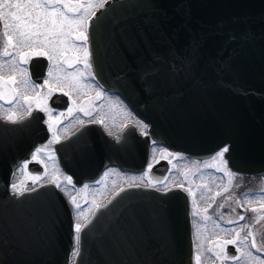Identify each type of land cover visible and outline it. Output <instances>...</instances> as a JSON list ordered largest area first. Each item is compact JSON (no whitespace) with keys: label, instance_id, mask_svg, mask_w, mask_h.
<instances>
[{"label":"water","instance_id":"1","mask_svg":"<svg viewBox=\"0 0 264 264\" xmlns=\"http://www.w3.org/2000/svg\"><path fill=\"white\" fill-rule=\"evenodd\" d=\"M90 48L97 78L145 118L155 141L197 158L230 145L234 170L264 173V0H111ZM36 63L42 76L47 60L32 57L30 68ZM28 121L0 131V264H68L72 217L60 191L48 182L23 195L9 192L14 167L46 137L42 124ZM124 135L118 155L103 139L77 163L62 162L64 169L77 184L108 164L141 169L149 136L134 128ZM166 169L161 161L151 176L160 180ZM123 189L87 219L93 222L77 264H192L186 193Z\"/></svg>","mask_w":264,"mask_h":264},{"label":"flooded vegetation","instance_id":"2","mask_svg":"<svg viewBox=\"0 0 264 264\" xmlns=\"http://www.w3.org/2000/svg\"><path fill=\"white\" fill-rule=\"evenodd\" d=\"M60 7L63 8V5ZM11 21V18L0 20V65H3V67H0V74L5 72V74L10 76L9 79L5 77L4 82L0 81V95L3 96V99H0V106H2L0 107V123L3 122L0 124V131L3 130L5 133H11L12 131L16 132V128L12 124L13 122L16 123L22 120L21 117L26 119V121H28L27 118L30 117L28 122L35 125L42 124L46 131L44 141L38 142L29 151L27 156L21 159L12 170L9 180V191L11 193H15L11 187L12 184H16L23 191L26 187H34L48 182L52 183L53 177H46L35 185L33 183L27 184L25 187L21 185L23 182L22 178H25V176H40L44 173L45 169L50 166L52 167V171L56 172L59 177L64 179L65 176H71L73 178V176L64 169L62 162L77 163L81 157L85 156L88 146H93L95 142L104 145L103 139L108 140L109 147H112V151L118 155L117 137H122L121 139H123L125 132L127 133L129 129L133 128L136 134L144 137L141 134L140 128L136 126L135 121L140 120L148 124L145 119L131 108L125 97L108 89L100 83L97 78L96 82H98L106 92V95L99 100L96 97L97 92L101 89L96 87V82L90 80H83V83H86L85 87L80 89L75 95L70 93L71 89H67V86H62L63 92L69 93L67 96L59 90L54 91L50 96L44 95V93H46L44 81L49 78V70L52 66V62L46 56H42L47 60V65L42 76L39 74L42 69L39 64L36 63L31 69L29 62L27 64L17 62L18 52L12 46L6 48L4 43H2V30L4 32L6 31L4 24H11ZM86 23L87 19H85V28ZM85 28H80L77 31H85ZM7 32L11 34V29H7ZM76 34V32L72 33L69 40L73 39ZM69 44L72 46L70 42ZM5 50L10 53V56L6 57L3 55ZM29 50L30 49L27 47L22 49L23 52ZM71 51V54L69 52H66V54L72 56L77 52V56L81 59L84 56L83 46H81L79 50L72 46ZM32 57L36 56H31V58ZM2 59L10 63L1 62ZM11 59L13 62L10 61ZM6 64H10V66L5 70ZM61 64L67 67V64ZM17 68L21 70V77H24V80L20 78L18 80L19 82L22 81L24 84V88L20 90H17V78H14V73ZM33 69L36 70L35 78L32 72ZM7 70H9V72H7ZM25 73H27V75H25ZM29 77L31 83L26 85L24 81ZM13 78L16 80L15 82H13ZM33 84L37 85V87L33 88ZM6 93H9V95H6ZM54 94H58L60 97H57V100L54 99V105H52L50 100ZM117 97L123 102L126 111L116 103ZM35 100L40 102L44 100V103L38 104ZM34 101L36 102L35 105L33 103ZM70 107L74 109L83 108L85 111L91 112L92 115L86 116L84 112L77 110L69 116L67 110ZM29 110L31 111V115L27 114ZM128 112L132 113L131 117L127 115ZM60 113L64 115L61 116ZM105 115H107V117ZM7 117H13V119L9 120ZM101 121L103 123H101ZM113 123L114 125L111 127L110 125ZM49 125L52 127L51 131L49 130ZM31 128L32 125H28L25 127V130H31ZM109 133H111V135ZM54 135L59 137L60 142L51 144L37 156L36 160H33L32 154L35 149L48 144L49 141L53 139ZM153 141L154 140L150 138L147 164L137 171L128 170L114 164H108L97 173L94 179H86L82 181V183L77 184L73 178V184L66 186V184L64 185L62 183V187L57 188L65 197L70 207L73 233L77 211H83L84 215L79 219V222L84 223L95 209V205L102 203L118 189L130 184L146 185L150 187L156 184L157 181L151 177L150 171L148 176L151 179V184L148 182L141 183L139 180L132 183L125 181L117 183L109 189L110 183H103L106 177H108L109 181V178L112 180L113 177H118L119 175L123 177L129 174L135 176L143 175L147 170V165L152 161L153 148L155 145L160 146L156 142L153 143ZM168 150L181 154V158H183L186 166H190L192 170L194 166L198 164L202 165L203 163L215 162V164L211 166L208 165L201 170L203 175L212 176L210 177L211 180L207 182H210L207 187L200 184L198 181L193 183L194 181L191 177L197 174L194 170L191 174L187 175L180 173L179 177L183 178L181 183L177 181H167L168 184L166 186L161 187L157 185L153 187L156 189L178 187L187 194L189 200L193 264H196L197 255L200 257V264H259L254 257L260 256L261 259H264V207H262V205H264V174L248 175L237 172L229 166L226 158V164L219 158L213 160L212 157L216 152L206 158H193L183 152L172 149ZM8 157H10V153L5 154V158L7 159ZM1 161L2 159L0 158V163ZM158 161H160V159L156 162ZM99 162L100 159L96 156L95 165L96 163L98 165ZM156 162L152 163V165ZM31 163L37 165L30 167L29 165ZM105 173H107V175H105ZM168 173L169 172L166 173L163 180L168 177ZM22 175L24 177H22ZM203 175H201V178L204 177ZM97 181H99V183H97ZM64 182L66 183V181ZM85 185H88V187L83 191ZM188 189L191 190V194ZM225 189H228V191L225 192ZM202 190L204 191V198H201ZM207 190L208 193L205 194ZM217 192H220L221 195L216 196ZM71 197H75L76 203L82 206L80 210L75 209L74 205L71 203ZM212 197H215L214 202L211 199ZM5 203L10 205V200H5ZM88 204H92V206L87 211L86 208L89 206ZM209 204L212 205L211 208L208 207ZM84 205H87V207H84ZM221 205H223V207H220ZM233 209H235V211H233ZM253 209H256V211H252ZM241 214L244 216L243 220L239 218ZM205 216L211 217V219L206 220ZM229 220L235 223H227ZM199 222H202L204 226L201 232L198 230ZM212 229H215V231ZM249 232H251L252 235L248 236L247 241L244 243H240L238 240L234 245H226V241L237 239V233H240V240H243L244 236ZM253 240H255L257 246L261 249L260 252H257L255 248L251 247ZM71 252L69 254V264H72ZM248 253H251V255H248ZM232 254L236 255L238 259L232 260L230 258H225V256L230 257Z\"/></svg>","mask_w":264,"mask_h":264},{"label":"snow or ice","instance_id":"3","mask_svg":"<svg viewBox=\"0 0 264 264\" xmlns=\"http://www.w3.org/2000/svg\"><path fill=\"white\" fill-rule=\"evenodd\" d=\"M111 0H0V20H4L6 18H11L12 23H5V33L4 35L7 37V44H11V46L20 54L21 61L24 64H27L31 59V56H47L50 61H53V67L59 68L61 66L60 60L57 59L58 56H66L65 47L70 42L74 48L79 50L81 46L84 49L83 58H76L72 61L67 59L64 60V63L67 64L68 69H75L76 71L69 72V79L67 83V87L75 88L76 84L82 80H90L96 82V74L93 70V53L90 48V37L91 30L93 26L98 22V20L102 17L104 10L107 8ZM63 5V8L60 6ZM85 19H87V26L85 28ZM11 28L13 34L16 36V42L12 43V36L8 35L7 29ZM80 28H85V31H77ZM76 32L77 34L71 40L69 37L72 36V33ZM29 48L30 52H23V48ZM7 48V45H6ZM4 56H10V53L5 50L3 53ZM83 65V70L80 69V65ZM3 67V65H0ZM27 75V73H25ZM52 75V70H49V76ZM3 78L0 77V81ZM13 82H15L13 78ZM27 85L31 83L30 77L24 81ZM45 84H48L49 81L45 80ZM37 87V85L33 84V88ZM96 87L101 90L97 92V99H101L106 95V92L102 89V86L96 82ZM57 89L63 92V87L59 84L57 85ZM64 95H69L68 92H63ZM0 99H3V96L0 95ZM116 103L119 104L126 111V107L123 105V102L116 98ZM2 107V106H0ZM84 112L86 116H91L92 113L85 111L83 108L74 109L69 108L67 110L68 115L71 116L74 111ZM28 115H31V111L29 110ZM63 116V113H60ZM127 115L129 117L132 116L131 112H128ZM7 119L12 120L13 117H7ZM23 119V117H21ZM59 123V122H58ZM101 123H103L101 121ZM136 126L140 128L141 134L145 137L150 135L149 125L144 123L143 121L136 120ZM49 130H52L51 125H49ZM111 135V133H109ZM120 137H117L119 141ZM59 137L53 136V139L49 141L48 144H45L41 147L35 149L32 154V159L36 160L37 156L42 153L45 149H47L51 144L59 143ZM155 143V141H153ZM166 151V150H165ZM230 152V145H224L216 151L215 155L212 157L213 160L219 158L225 164L227 161L225 157ZM27 164V162H26ZM25 164V166H26ZM153 168V165L149 163L147 165V169L143 174L144 177L149 175V171ZM107 175V173H105ZM42 179L41 176L37 175L32 178V183L35 185ZM135 179V178H133ZM64 181L67 184H73V178L71 176H65ZM143 179H141V183H143ZM62 181L57 179L56 177L52 178V184L55 185L56 188L62 187ZM99 183V181H97ZM151 184V181H148ZM165 184L164 180L157 181L153 187L157 185ZM45 185H41L44 187ZM139 187V184H130L129 187ZM12 189L16 195H23L24 192H33L37 191L34 187H26L23 191L16 185L12 184ZM85 188L88 185L84 186ZM125 191V189L121 188L118 192L114 193L113 196H118L120 192ZM169 191V189L165 188V193ZM191 194V190L188 189ZM225 192L228 189L224 190ZM221 195L220 192L216 193V196ZM214 202L215 197L211 198ZM111 202V201H110ZM109 202V203H110ZM71 203L74 205L75 209L80 210L82 206L76 203V198L71 197ZM239 203V202H238ZM87 207V205H84ZM106 207V205L96 204L95 210H93V217L96 216L97 210ZM209 208L212 207L211 204L208 205ZM220 207H223L221 205ZM264 207V205H262ZM235 211V209H233ZM252 211H256L253 209ZM83 211H77L76 213V222L74 223V242L73 249L71 252V260L72 264H77L78 258L81 255V243L83 235H86L87 227L92 224V220H86L84 223H80L79 219L83 217ZM240 220L244 219V216L240 215ZM205 219H211V217L205 216ZM229 224L235 223L234 221H227ZM252 233L249 232L246 236H244L243 240H240V233H237V239L226 241V245H234L239 240L240 243H244L247 241L248 236H251ZM252 248H255L257 252H260L261 249L257 246L255 240H253L251 244ZM239 250V249H237ZM210 251V249H209ZM251 255V253H248ZM225 258H230L232 260L238 259V257L234 254L229 256H225ZM259 264H264V259H261L260 256L254 257ZM196 264H200L199 255L196 256Z\"/></svg>","mask_w":264,"mask_h":264},{"label":"rangeland","instance_id":"4","mask_svg":"<svg viewBox=\"0 0 264 264\" xmlns=\"http://www.w3.org/2000/svg\"><path fill=\"white\" fill-rule=\"evenodd\" d=\"M12 23V21H11ZM11 29V28H10ZM4 31L2 30V33H1V36H2V43H4V46L7 45V47L11 46V44H7V37L4 35ZM12 34V35H11ZM11 34L8 33L9 36H12V43L14 44L16 42V36L13 34V31L11 29ZM71 48L72 46L68 43L65 47V52H69L71 54ZM26 52H30L29 51H26ZM77 52L76 54L70 56L69 54H66V56H58L57 59L60 60L61 63H64V60L65 59H70L69 61H72L76 58H79L77 56ZM47 57V56H46ZM71 57V58H70ZM11 62H13V60L11 59L10 60ZM1 62H8L10 63L9 61H5V60H1ZM17 62H22L21 61V57H20V54L18 53V60ZM52 62V66H51V70H52V75L49 76L48 78V81L49 83L48 84H45V90H46V93H44V95L46 94L47 96H50L54 91L58 90L57 89V85L59 84L61 87L62 86H66L67 83H68V79H69V72H75L76 70L75 69H68L66 66H64L63 64H61V66L59 68H56V67H53V61ZM7 65V64H6ZM10 66V64H8L6 67H5V70L6 68H8ZM80 69L83 70V67L82 65L80 66ZM7 72H9V70H7ZM6 72V73H7ZM4 74V75H3ZM3 78V80L1 82H4V79L6 77V79H9L10 76H8V74H5V72H3L2 74H0ZM20 76V77H19ZM17 78V85H18V89L17 90H20V89H23L24 88V84L22 81H18L19 78L24 80V77H21V70L19 68L16 69L15 73H14V78ZM16 81V80H15ZM86 84V83H85ZM85 84L83 83V80L82 81H79L77 84H76V87L75 88H67V89H71L70 90V93L75 95V93H77L80 89L84 88L85 87ZM16 90V91H17ZM89 91V89H88ZM6 95H9V93H6ZM34 100V99H33ZM38 104H43L44 103V100L42 102L38 101V100H35ZM33 102L34 105L36 104V102ZM116 106V105H115ZM104 111V110H103ZM117 115V114H116ZM107 117V115H105ZM114 125V123L112 125H110L111 127ZM166 150V151H165ZM181 154L179 153H175L174 151H170L166 148H163V147H159L157 145H155V147L153 148V157H152V161L150 162L151 164L156 162L158 159L160 160H163L165 162H167V170L166 172H169L168 173V177L164 180L165 181V184L163 185H160L161 187L163 186H166L168 184V182H174V181H177V182H180L181 183V180H183V178L179 177V174L180 173H183L184 175H187V174H191V172L194 170V172H196V176H192L191 178L193 179V183H195V181H198L200 184L202 185H205V187L208 186V184L210 183H207L209 180H211L210 177H212L211 175H203V173L201 172L202 169H204V167L206 166H211L214 163H203L202 165H196L194 166L193 170L190 166H186V164L184 163V160L183 158H181ZM148 170V169H147ZM40 173V172H39ZM38 173V174H39ZM114 174V173H113ZM201 175H203L204 177L201 178ZM42 177V179H45L46 177H56L57 179H59L60 181L63 182V184L66 186H69V184L67 185V182L65 183L64 182V179L59 177L58 174H56V172H53L52 171V167H47V169H45L44 173H42L40 175ZM115 176V175H114ZM178 178H177V177ZM190 176V175H189ZM22 177H24L22 175ZM34 176H25V178H22L23 182H22V186L25 187L27 184H32V178ZM135 178V179H133ZM170 178V179H169ZM210 178V179H209ZM110 180L108 181V177H106V180L103 182V183H110L109 184V189L110 187H113L115 184L117 183H122V182H129V183H132V182H135L136 180L138 181H141V179H143L144 182H148V181H151V179L149 178V176L147 177H144V175H139V176H135V175H131L129 174L128 176H121L119 175L118 177H113L112 180L111 178H109ZM169 179V180H168ZM160 180H163V177L160 179ZM159 180V181H160ZM31 181V182H29ZM168 181V182H167ZM207 183V184H206ZM191 184V183H190ZM192 185V184H191ZM87 189V188H83V191ZM208 193V190L207 192H205V194ZM205 195H204V191L202 190V197L201 198H204ZM91 199V198H90ZM206 199V198H205ZM89 205V204H88ZM92 206L89 205L86 209L87 211L90 209V207ZM204 228L202 222H199L198 224V230H200V232L202 231V229ZM213 231H215V229H212ZM215 233V232H214Z\"/></svg>","mask_w":264,"mask_h":264}]
</instances>
